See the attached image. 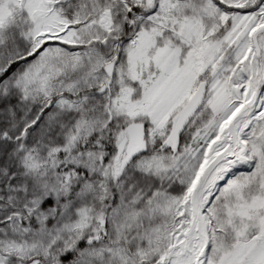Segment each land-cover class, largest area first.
<instances>
[{"label":"snow or ice","instance_id":"1","mask_svg":"<svg viewBox=\"0 0 264 264\" xmlns=\"http://www.w3.org/2000/svg\"><path fill=\"white\" fill-rule=\"evenodd\" d=\"M0 264H264V0H0Z\"/></svg>","mask_w":264,"mask_h":264}]
</instances>
